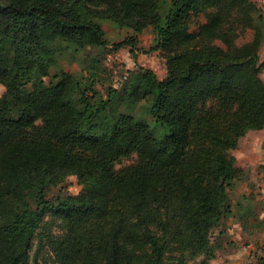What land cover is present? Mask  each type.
<instances>
[{"label":"trees","instance_id":"obj_1","mask_svg":"<svg viewBox=\"0 0 264 264\" xmlns=\"http://www.w3.org/2000/svg\"><path fill=\"white\" fill-rule=\"evenodd\" d=\"M206 12L185 29L183 15ZM104 23L126 35L107 42ZM145 30L163 79L136 67L101 94L58 66L137 46ZM263 43L251 0H0V264H41L44 249L51 264H209L224 222L253 212L231 196L247 182L233 151L264 127ZM70 175L76 194L62 191Z\"/></svg>","mask_w":264,"mask_h":264},{"label":"rangeland","instance_id":"obj_2","mask_svg":"<svg viewBox=\"0 0 264 264\" xmlns=\"http://www.w3.org/2000/svg\"><path fill=\"white\" fill-rule=\"evenodd\" d=\"M137 1V0H135ZM264 10V0H251ZM210 19L209 13L195 15L187 13L183 15L182 21L185 29L192 34L198 31V28L206 24ZM106 31V40L109 43H115L120 38L122 39L126 33L118 32L108 23L103 24ZM253 37L252 30H246L237 39V43H243L251 40ZM152 35L150 30H145L140 35V41L137 46H124L116 51L108 52L105 56L101 53L93 51V56L85 57L84 53L76 56L65 53L60 57L58 66L61 70L73 72L78 75V78L83 80V77L96 79V89L101 93H105L106 87H118L122 77L136 67H142L153 71L159 79H163L166 75V68L163 55L160 51L150 50ZM202 44L213 47L221 52H228L229 49L218 39H203ZM261 59L264 56V43L260 51ZM97 61V63H96ZM264 78V71L261 72ZM47 80V78L45 79ZM4 88L0 86V96L3 94ZM134 112L136 117L145 119L152 133L156 137H162L166 129L158 124L150 115L149 112L138 113ZM233 156L236 159V165L241 168L247 177V182L238 187L232 193L233 202L241 193H245L247 200L242 201V206H250L252 215L235 214L229 217L220 228L222 235L217 237V242L220 247L216 251L214 257L209 260V264H254L256 257L264 255V127L260 130L248 132L239 140L238 147L233 151ZM131 160H124L117 168L127 165ZM81 186L77 178L70 175L64 186L63 192L67 194H76ZM58 189H53L50 195L57 193ZM236 211V210H235ZM49 222V218L44 219ZM52 231L57 233V229L52 227ZM219 230L213 232V238L216 237ZM36 240H33L35 247ZM47 249L42 251L41 261L43 264H51Z\"/></svg>","mask_w":264,"mask_h":264}]
</instances>
